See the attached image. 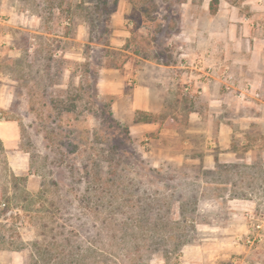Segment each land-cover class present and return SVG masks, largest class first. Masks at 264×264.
<instances>
[{"label": "rangeland", "instance_id": "rangeland-1", "mask_svg": "<svg viewBox=\"0 0 264 264\" xmlns=\"http://www.w3.org/2000/svg\"><path fill=\"white\" fill-rule=\"evenodd\" d=\"M215 1L0 0V264H264V0Z\"/></svg>", "mask_w": 264, "mask_h": 264}, {"label": "crops", "instance_id": "crops-1", "mask_svg": "<svg viewBox=\"0 0 264 264\" xmlns=\"http://www.w3.org/2000/svg\"><path fill=\"white\" fill-rule=\"evenodd\" d=\"M220 2H221L220 10H219L218 13L219 14L221 13V17H224V20H225V22L227 24L231 20L230 25L234 26L235 24H233V20H237V19L239 20V22H244L245 19H243L242 17H238L237 18V15H236L237 7H234L233 5L229 4L225 0H219V3ZM246 3H251V4L254 3L255 4V2H253V0H249ZM256 5L257 6H254L253 9H256V10H261L262 9V7L259 4H256ZM249 37L252 38L253 40H257L258 39V38H256V36L254 34H251V33L249 34ZM145 96H147V94H145ZM144 104L147 105V101L146 100L144 101ZM0 105L4 106V104H2V103H0ZM141 110H147V108L143 107ZM9 129H10L9 126L3 127V125H0V141L3 143V146L5 148H7V146H10L11 140L13 139V137L15 135L14 133L10 134L8 132ZM226 130H227V128H226ZM250 208H253V207L250 206ZM243 217L245 219V214L243 215ZM263 235H264V229H263ZM263 247H264V240H263V243L261 245H259L256 250L262 249ZM242 250L245 252L244 248ZM249 255H250V252H249L248 255L246 254L243 258H241L240 262L239 261L238 262L240 264H253V261L250 260ZM234 260L231 262L232 264H234V262H235ZM243 261L244 262L246 261V262L244 263ZM215 262L216 261H213V263H215Z\"/></svg>", "mask_w": 264, "mask_h": 264}, {"label": "built area", "instance_id": "built-area-1", "mask_svg": "<svg viewBox=\"0 0 264 264\" xmlns=\"http://www.w3.org/2000/svg\"><path fill=\"white\" fill-rule=\"evenodd\" d=\"M196 66H197L196 68H198L199 66H202V65L199 64V63H196ZM205 72L204 73L207 76H210L211 73H212V68L206 69ZM246 92H249V89H247ZM255 95H256V98H258L260 96V94H257V93ZM239 96L244 97L245 94L244 93H239ZM245 219L251 223V231H250V234H249V236H248V238L246 240V245L251 250L252 249H256L259 245H261L263 243V240H264V235H263V229H264V213L254 214V213L249 212V213H246L245 214ZM240 259L241 258L235 259L234 260L235 261L234 264H240L239 263L240 262Z\"/></svg>", "mask_w": 264, "mask_h": 264}, {"label": "trees", "instance_id": "trees-1", "mask_svg": "<svg viewBox=\"0 0 264 264\" xmlns=\"http://www.w3.org/2000/svg\"><path fill=\"white\" fill-rule=\"evenodd\" d=\"M215 2H218V0H216ZM127 130V132L129 133V129H126Z\"/></svg>", "mask_w": 264, "mask_h": 264}]
</instances>
